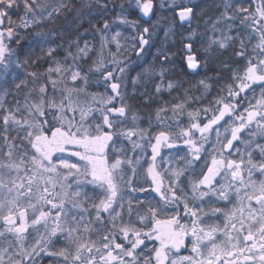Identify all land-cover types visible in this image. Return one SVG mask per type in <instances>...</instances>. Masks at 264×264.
I'll return each instance as SVG.
<instances>
[{"label": "snow or ice", "instance_id": "snow-or-ice-1", "mask_svg": "<svg viewBox=\"0 0 264 264\" xmlns=\"http://www.w3.org/2000/svg\"><path fill=\"white\" fill-rule=\"evenodd\" d=\"M0 264H264V0H0Z\"/></svg>", "mask_w": 264, "mask_h": 264}, {"label": "trees", "instance_id": "trees-1", "mask_svg": "<svg viewBox=\"0 0 264 264\" xmlns=\"http://www.w3.org/2000/svg\"><path fill=\"white\" fill-rule=\"evenodd\" d=\"M161 38H162V34H161ZM187 86V85H186Z\"/></svg>", "mask_w": 264, "mask_h": 264}]
</instances>
